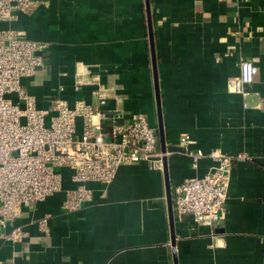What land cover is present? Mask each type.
Here are the masks:
<instances>
[{
	"label": "crops",
	"instance_id": "1",
	"mask_svg": "<svg viewBox=\"0 0 264 264\" xmlns=\"http://www.w3.org/2000/svg\"><path fill=\"white\" fill-rule=\"evenodd\" d=\"M35 1L0 28L48 43L44 65L21 79L37 106L59 97L100 108L103 120L141 113L167 154L162 169L143 160L121 165L108 184L88 182L78 210L62 208L64 190L24 204L0 226V264H264V0H149L160 102L146 0ZM242 59L258 67L243 94L231 89ZM98 83L104 105L92 94ZM7 98L23 106L17 93ZM183 133L187 150L205 154L196 168ZM215 149L250 158L232 160L224 216L206 226L177 214L173 191L203 176ZM75 185L65 170L63 189ZM16 229L21 239L5 236Z\"/></svg>",
	"mask_w": 264,
	"mask_h": 264
},
{
	"label": "built area",
	"instance_id": "2",
	"mask_svg": "<svg viewBox=\"0 0 264 264\" xmlns=\"http://www.w3.org/2000/svg\"><path fill=\"white\" fill-rule=\"evenodd\" d=\"M35 0H0V21L18 19L29 12ZM48 43L29 39L14 28H0V226L19 217L24 204L46 200L56 192L65 191L62 208L80 209L91 198L88 182L108 184L123 164L148 161L152 167L163 168L166 150L157 148V129L141 113L122 124L113 125L110 139L102 131L104 113L83 100L70 105L56 98L50 109L38 107L36 99L21 85V79L32 76L44 65ZM258 72L248 59L240 61V76L231 89L245 93ZM80 85L76 89H80ZM106 90L98 83L92 94L104 105ZM17 93L23 102L7 98ZM51 111H54L51 114ZM51 114V115H50ZM81 119V129L78 120ZM190 136L182 134L181 144L196 168L205 156L201 151L187 150ZM209 156L214 160L201 177H191L177 184L173 191L174 209L179 216L192 215L200 225L213 226L224 216L233 159H247L243 153L230 154L218 149ZM65 170L70 171L74 187L63 189ZM40 229L49 232L47 218L40 220ZM19 229L8 235L21 239ZM4 236V234H2Z\"/></svg>",
	"mask_w": 264,
	"mask_h": 264
},
{
	"label": "water",
	"instance_id": "3",
	"mask_svg": "<svg viewBox=\"0 0 264 264\" xmlns=\"http://www.w3.org/2000/svg\"><path fill=\"white\" fill-rule=\"evenodd\" d=\"M147 2V15H148V25H149V36L151 40V52H152V58H153V67H154V73H155V85H156V93H157V99L160 102V93H159V82L157 77V65H156V56H155V47H154V40H153V29H152V22H151V13H150V6H149V0H146ZM105 119L102 121V131L105 133L106 139H110L111 131L113 125L116 124H122L124 122V119L120 120H114L113 112L106 111L105 112ZM160 133L162 138V128L160 127ZM165 150V147L163 148ZM165 166V165H164ZM166 171V170H165ZM169 203H170V219L173 221V212H172V201H171V195L169 194ZM172 244H174V235L172 238ZM175 264H179L177 258H175Z\"/></svg>",
	"mask_w": 264,
	"mask_h": 264
}]
</instances>
